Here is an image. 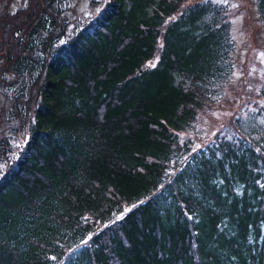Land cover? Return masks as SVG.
I'll return each mask as SVG.
<instances>
[{"label":"trees","instance_id":"16d2710c","mask_svg":"<svg viewBox=\"0 0 264 264\" xmlns=\"http://www.w3.org/2000/svg\"><path fill=\"white\" fill-rule=\"evenodd\" d=\"M187 1L0 15V264H264V86L257 124L192 147L234 46L224 5Z\"/></svg>","mask_w":264,"mask_h":264},{"label":"rangeland","instance_id":"374dc122","mask_svg":"<svg viewBox=\"0 0 264 264\" xmlns=\"http://www.w3.org/2000/svg\"><path fill=\"white\" fill-rule=\"evenodd\" d=\"M108 1L110 0H60L61 14L69 26L83 20L94 21ZM193 1L198 0H188L187 3ZM208 1L226 7L234 46L231 54L233 66L221 99L204 107L200 112L204 113H199V117L196 118L194 130L183 134L190 136L192 147L195 148L203 147L221 131L230 128L233 130L232 124L235 119L240 118L241 123L247 122L249 126L257 124L261 115L260 105L263 102L260 90L264 86V28L257 16L256 0ZM29 2L30 0H0V15L7 13L8 17L13 19V15L26 8ZM15 23L14 32L19 35L17 32L22 20L16 19ZM2 59L0 54V73L4 67ZM4 85H7L6 82L0 86V135L2 126H5L4 115L7 108V101L2 95Z\"/></svg>","mask_w":264,"mask_h":264},{"label":"bare ground","instance_id":"6f19581e","mask_svg":"<svg viewBox=\"0 0 264 264\" xmlns=\"http://www.w3.org/2000/svg\"><path fill=\"white\" fill-rule=\"evenodd\" d=\"M205 112H206V111H205ZM202 113H204V112H202ZM202 113H200V114H202ZM206 113H207V112H206ZM206 113H205V114H206ZM197 117H199V116H197ZM198 119H199V118H198ZM197 121H198V120H197ZM198 122H199V121H198ZM197 125H198V124H197ZM198 126H199V125H198ZM196 128H197V127H196ZM196 130H198V129H196ZM218 130H219V129H218ZM197 132H199V131H197ZM200 133H201V132H200ZM200 133H199V134H200ZM212 133H213V132H212ZM196 134H197V133H196ZM211 135H212V134H211ZM210 137H212V136H210ZM198 139H199V138H198ZM203 140H204V139H203ZM206 140H207V139H206ZM198 141H199V140H198ZM199 142H200V141H199ZM204 142H205V141H204ZM195 146H196V145H195Z\"/></svg>","mask_w":264,"mask_h":264},{"label":"snow or ice","instance_id":"6c2138e0","mask_svg":"<svg viewBox=\"0 0 264 264\" xmlns=\"http://www.w3.org/2000/svg\"><path fill=\"white\" fill-rule=\"evenodd\" d=\"M86 243V242H85Z\"/></svg>","mask_w":264,"mask_h":264}]
</instances>
